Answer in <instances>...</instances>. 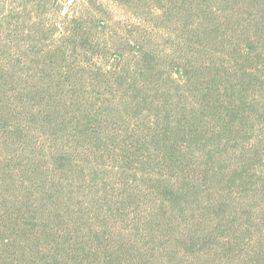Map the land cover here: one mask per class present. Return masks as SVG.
<instances>
[{
	"label": "rangeland",
	"instance_id": "1",
	"mask_svg": "<svg viewBox=\"0 0 264 264\" xmlns=\"http://www.w3.org/2000/svg\"><path fill=\"white\" fill-rule=\"evenodd\" d=\"M0 264H264V0H0Z\"/></svg>",
	"mask_w": 264,
	"mask_h": 264
}]
</instances>
